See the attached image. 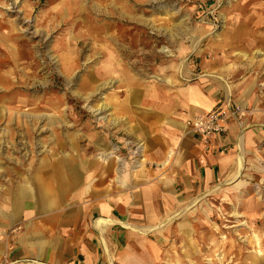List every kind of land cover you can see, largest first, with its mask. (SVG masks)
<instances>
[{
    "label": "rangeland",
    "instance_id": "1",
    "mask_svg": "<svg viewBox=\"0 0 264 264\" xmlns=\"http://www.w3.org/2000/svg\"><path fill=\"white\" fill-rule=\"evenodd\" d=\"M207 70L232 85L246 116L261 115L257 144L244 161L240 143L229 189L167 206L157 221L168 223L130 229L115 219L151 243L121 264L252 262L257 246H244V256L230 243L264 239V0H0V209L13 213L6 219L0 210V221L26 205L33 183L41 184L40 203L58 180L68 191L81 184L119 197L158 172L166 190L175 152L150 161L153 149L130 115ZM20 229H0V241L12 242ZM136 242L127 249L138 250ZM1 257L10 264L8 250Z\"/></svg>",
    "mask_w": 264,
    "mask_h": 264
},
{
    "label": "crops",
    "instance_id": "2",
    "mask_svg": "<svg viewBox=\"0 0 264 264\" xmlns=\"http://www.w3.org/2000/svg\"><path fill=\"white\" fill-rule=\"evenodd\" d=\"M201 77L183 87L178 94L152 97L147 100L149 105L135 109L130 115L136 122L133 129L137 136H142L153 149L150 161L165 158L170 150L175 152L171 172L163 179L168 187L166 190L162 188V179L157 178L158 172L152 174V184L144 182L140 185L137 180L138 189L130 195L122 190L119 197L103 198L101 196L106 195V191L91 188L92 194L85 196L90 190H86L85 185L79 184L68 191L65 184L58 180L53 184L55 191L50 193L49 202L42 199L40 203L38 196L43 194L41 184L33 183L35 193L25 199L26 205L21 206V210L9 221H0V229L15 224L21 226L12 242L6 243L1 239L0 264L5 249L8 250L6 261L10 264L127 263L123 259L128 260V254L136 256L139 251H144L142 242L150 246L151 243L142 240V234L116 224L108 226L104 232L105 246L100 229L95 224L97 218H114L132 224L152 223L147 226L168 223L157 221L167 206L183 203L194 196L203 198L207 192L209 195L230 185L237 171L241 132L245 129V161L247 153L257 144L260 129L256 125H259L257 121L261 115H245L241 122L231 119L227 131L211 138L206 148L201 135L191 132L186 120L189 116L204 115L214 107L236 106L235 101L239 97L233 95V87L223 75H214L207 70ZM249 91L246 87L242 95L249 96ZM245 101L252 103V97ZM5 206L0 210H5L7 219V213L12 211L7 208L8 205ZM185 206L179 212L189 205ZM133 238L140 245L138 250L127 249Z\"/></svg>",
    "mask_w": 264,
    "mask_h": 264
},
{
    "label": "built area",
    "instance_id": "3",
    "mask_svg": "<svg viewBox=\"0 0 264 264\" xmlns=\"http://www.w3.org/2000/svg\"><path fill=\"white\" fill-rule=\"evenodd\" d=\"M245 111L241 106L231 107H214L204 115H195L186 120L191 132L201 135L202 140L207 148L209 141L216 134L227 131L228 122L236 119L241 122Z\"/></svg>",
    "mask_w": 264,
    "mask_h": 264
},
{
    "label": "bare ground",
    "instance_id": "4",
    "mask_svg": "<svg viewBox=\"0 0 264 264\" xmlns=\"http://www.w3.org/2000/svg\"><path fill=\"white\" fill-rule=\"evenodd\" d=\"M248 30V29H247ZM233 93V92H232ZM96 112H98V113H102V112H104L105 110H106V106H104V105H100V106H98L96 109ZM244 132L245 131H243V136H242V146H243V140H244ZM171 155H172V153H170V155L169 156H167V159H165L164 161H163V165H167V164H170V160H171ZM144 163H145V161L143 160V161H141V165H144ZM111 170H112V166H108L107 167V169H106V171H107V174H110V172H111ZM117 221H115V219H109L108 221L106 220V221H98L97 223H96V225L99 227V229H100V233L102 234V236H103V234H104V232L106 231V229L108 228V226H111V225H114V224H117L116 223ZM119 224H121V225H125V226H128L130 229H133V226H131L130 225V223H128V222H123V223H119ZM236 225H232V226H227L228 228H232V227H235ZM135 229V228H134ZM257 231V230H256ZM255 233V232H254ZM258 234V233H257ZM259 235V234H258ZM262 235H263V233H262ZM263 237V236H262ZM226 242H224V244H221V245H219V246H225L226 244H228V243H226ZM231 244V247L232 246H237L236 248L238 249V251H239V254H242V255H244L245 256V254H244V252L242 251V249H244V246H248L249 244L250 245H254V246H257V250L255 251V255L253 256V259H252V262H249V260H245V261H241V262H239V263H237V264H264V252H262L261 251V249H262V246H264V239H262L261 240V238H259V237H257L256 235H253V237H251V238H249V239H247V241H246V243H244V242H235V241H233L232 243H230ZM247 244V245H246ZM216 245V244H215ZM204 247H200L199 248V250H201V249H203ZM233 248V247H232ZM238 258H240V257H238ZM242 258V257H241ZM47 264V263H46Z\"/></svg>",
    "mask_w": 264,
    "mask_h": 264
}]
</instances>
